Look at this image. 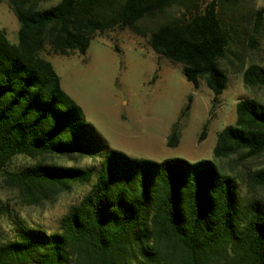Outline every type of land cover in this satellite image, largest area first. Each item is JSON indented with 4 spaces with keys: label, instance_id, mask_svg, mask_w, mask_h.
I'll list each match as a JSON object with an SVG mask.
<instances>
[{
    "label": "trees",
    "instance_id": "trees-1",
    "mask_svg": "<svg viewBox=\"0 0 264 264\" xmlns=\"http://www.w3.org/2000/svg\"><path fill=\"white\" fill-rule=\"evenodd\" d=\"M1 1L12 7L20 29L18 43L0 29V174L25 205L53 200L75 185L91 189L70 207L59 232L18 227L0 244V264H264L263 199L245 202L237 179L213 161L154 162L111 151L42 55L47 47L59 56L85 55L96 33L136 31L141 21L185 6L189 17L160 25L149 45L182 65L195 88L204 80L217 102L228 84L220 61L235 40L218 0L203 12L187 0H61L49 8L40 7L43 0ZM260 23L259 16L256 32ZM243 79L247 87H264V67L250 65ZM179 143L177 123L168 145ZM263 154L264 103L241 100L236 124L219 133L214 156H239L245 164ZM47 156H97L102 164L98 170L14 166L19 157ZM248 179L251 189L264 187V168L251 170Z\"/></svg>",
    "mask_w": 264,
    "mask_h": 264
},
{
    "label": "rangeland",
    "instance_id": "rangeland-1",
    "mask_svg": "<svg viewBox=\"0 0 264 264\" xmlns=\"http://www.w3.org/2000/svg\"><path fill=\"white\" fill-rule=\"evenodd\" d=\"M60 1L43 0L40 7L49 8ZM187 2L194 6L195 12H203L212 0ZM218 4L220 18L228 29L235 31V40L226 58L220 61L228 84L217 102L204 80L195 88L187 81L182 65L158 56L149 45L151 33L160 25L189 17L185 6H175L155 18L141 21L136 31L117 28L96 33L85 55L59 56L49 47L42 55L53 64L63 90L82 108L87 123L111 151L154 162L213 161L237 179L245 202L252 196L264 200V187L251 189L248 179L251 170L264 168V154L245 164L239 156L225 160L214 156L219 133L236 124L237 104L248 98L264 103V87H247L243 79V72L250 65L264 67V0H218ZM259 16L261 23L256 32ZM0 29L7 32L12 43H18L20 22L7 1L0 2ZM190 98L191 109L183 116ZM177 123L180 143L170 147L168 141ZM39 162L98 170L102 159L19 157L14 166ZM90 189L91 185H75L70 192L53 200L25 205L0 174V244L13 239L20 226L59 232L62 218Z\"/></svg>",
    "mask_w": 264,
    "mask_h": 264
}]
</instances>
